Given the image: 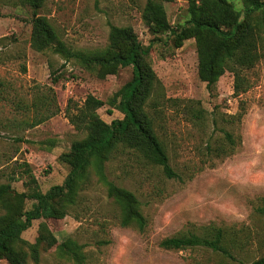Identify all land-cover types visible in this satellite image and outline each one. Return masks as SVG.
Masks as SVG:
<instances>
[{
	"label": "rangeland",
	"instance_id": "rangeland-1",
	"mask_svg": "<svg viewBox=\"0 0 264 264\" xmlns=\"http://www.w3.org/2000/svg\"><path fill=\"white\" fill-rule=\"evenodd\" d=\"M231 2L243 9V0ZM146 4L44 0L42 8L34 10L24 0H0V185H12L17 203L31 209V194H45L64 183L70 168L61 156L85 137L72 117L92 96L104 103L97 110L104 122L122 119L113 98L133 79L132 66L100 78L51 48L35 51V15L50 21L57 43L83 55L106 49L112 26L131 27L143 45H152L148 60L159 84L148 110L179 176L167 178L160 167L133 151L117 155L106 164V174L136 196L147 221L145 230L120 225L119 208L92 172L70 215L34 221L22 234L34 244L45 223L58 240L54 247L42 244L39 262L28 258L27 264H250L264 256V57L246 72L251 83L247 92L235 96L230 72L210 89L198 77L195 40L176 48L165 36L154 39L143 20ZM163 4L172 26L188 20V0ZM46 96L47 107L42 102ZM51 114L42 124L30 126L36 117ZM226 133L236 139L235 147ZM211 227L238 241L236 261L201 248L161 247L167 238L203 236ZM68 239L81 247L79 261L61 245ZM0 264L8 263L0 259Z\"/></svg>",
	"mask_w": 264,
	"mask_h": 264
},
{
	"label": "trees",
	"instance_id": "trees-1",
	"mask_svg": "<svg viewBox=\"0 0 264 264\" xmlns=\"http://www.w3.org/2000/svg\"><path fill=\"white\" fill-rule=\"evenodd\" d=\"M174 0H147L143 20L154 39L165 36L181 48L194 39L198 54V77L208 88L215 87L220 78L230 72L234 76V94L247 92L251 83L246 76L264 57V0H243V9L237 10L231 0H188V20L172 26L167 19L163 2ZM34 10L42 8L44 0H24ZM31 46L35 51L53 49L66 62L75 60L79 65L97 72L100 78L115 74L119 68L133 67V79L113 98V106L122 119L104 122L97 110L104 103L89 96L80 112L72 117L82 140L75 141L61 161L70 168L62 185L53 186L45 194L34 192L30 198L32 208L26 210L15 201V190L10 183L0 185V259L8 264H27L28 258L39 262L42 244L58 245V240L45 223L40 225L39 237L34 244L26 242L22 234L34 221L64 219L78 205L81 194L87 189L93 172L107 196L120 211L122 227H136L144 231L147 221L141 212L136 196L112 182L106 174V164L117 155L133 151L153 166L160 167L169 179L179 176L170 165L167 149L159 138L154 118L148 110L159 80L148 58L151 46L143 45L131 27H111L106 49L83 55L70 50L65 43H57L58 34L46 17L35 15ZM2 90H0V97ZM47 107L50 97L42 101ZM54 115V114H53ZM52 116L36 117L31 127L42 124ZM241 119L242 115H237ZM226 140L235 147L236 139L229 133ZM34 181V176L30 175ZM66 254L80 260L81 247L71 239L61 244ZM240 246L237 240L228 239L227 233L211 227L205 235L182 234L167 238L161 243L165 250L181 251L201 248L236 261L234 251ZM250 264H264V256Z\"/></svg>",
	"mask_w": 264,
	"mask_h": 264
}]
</instances>
